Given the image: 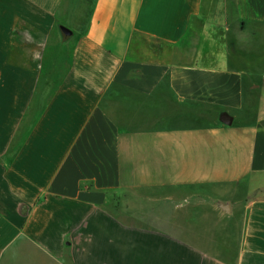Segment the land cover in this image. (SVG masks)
<instances>
[{"label": "crops", "instance_id": "crops-1", "mask_svg": "<svg viewBox=\"0 0 264 264\" xmlns=\"http://www.w3.org/2000/svg\"><path fill=\"white\" fill-rule=\"evenodd\" d=\"M59 26L67 75L14 143ZM0 264H264V0H0Z\"/></svg>", "mask_w": 264, "mask_h": 264}, {"label": "rangeland", "instance_id": "rangeland-1", "mask_svg": "<svg viewBox=\"0 0 264 264\" xmlns=\"http://www.w3.org/2000/svg\"><path fill=\"white\" fill-rule=\"evenodd\" d=\"M198 22L199 28L194 31L191 37L182 42V49L186 51L192 50L198 59L203 58L202 60L207 61L206 58L214 55L215 50L205 39L204 21ZM38 45L39 50L33 51L35 62L40 64L37 82L31 101L15 134L14 143H18L22 139L23 134L30 126L45 98L60 85L68 72L69 47L61 41L58 30L49 34L45 42ZM171 50L168 45L158 44L145 38H136L131 47L130 58L147 61L154 59L156 57L155 53L159 52L162 53H159L162 57H169ZM175 50L178 51V49Z\"/></svg>", "mask_w": 264, "mask_h": 264}, {"label": "water", "instance_id": "water-1", "mask_svg": "<svg viewBox=\"0 0 264 264\" xmlns=\"http://www.w3.org/2000/svg\"><path fill=\"white\" fill-rule=\"evenodd\" d=\"M58 30H59V33L61 35V39L63 42L66 41L71 36V30L65 26H59ZM219 120L221 123L225 125H230L232 123L231 118L226 113H222L219 116ZM220 207L227 212L230 211V205L228 203L226 204L220 203Z\"/></svg>", "mask_w": 264, "mask_h": 264}, {"label": "trees", "instance_id": "trees-1", "mask_svg": "<svg viewBox=\"0 0 264 264\" xmlns=\"http://www.w3.org/2000/svg\"><path fill=\"white\" fill-rule=\"evenodd\" d=\"M39 109H40V108H39ZM34 119H35V117L32 119V122L34 121ZM32 122H31V123H32Z\"/></svg>", "mask_w": 264, "mask_h": 264}]
</instances>
